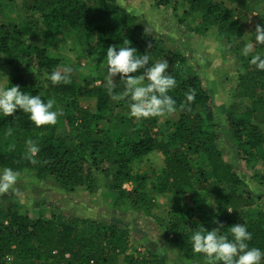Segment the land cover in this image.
Segmentation results:
<instances>
[{"label":"trees","instance_id":"trees-1","mask_svg":"<svg viewBox=\"0 0 264 264\" xmlns=\"http://www.w3.org/2000/svg\"><path fill=\"white\" fill-rule=\"evenodd\" d=\"M3 1L9 5L20 1L16 8L26 14L20 22L8 24L7 14L0 11V63L9 68L7 87L19 86L45 103L53 98L54 110L62 109L63 115L56 125L41 128L20 110L11 117L0 115V169L31 170L35 179H50L67 193L92 194L104 181L120 204L146 217L154 206L149 192L169 195L173 203L161 226L172 249L149 248L151 242H142L141 256L127 255L131 231L120 220L65 216L55 208L46 218L31 219L18 208H0V264H120V258L127 264H202L203 257L192 251L193 232L222 224L221 233L231 239L229 227L238 223L252 233L249 247L264 251V71L250 64V56L241 55L247 20L259 0H149L155 8L170 7L181 23L193 21L199 27L194 32L205 35L213 30L224 42L235 62L229 75L230 101L223 107L225 125L216 118L198 67L189 65L183 51L167 46L160 33L148 30L121 0ZM258 24H264V9ZM37 31L53 49L59 48L63 33H79L84 46L80 58L85 54L94 59L97 77L82 73L76 78L72 72L70 84L52 85L47 76L65 65L47 47L26 42V36ZM125 39L137 55L147 52L151 57L146 67L167 60V71L177 82L168 94L177 105L189 89L195 90L191 111L165 118L160 133L159 118L137 123L128 115L126 102H115L107 94L106 51ZM255 53L264 58V45ZM114 80L115 94L123 90V82L119 75ZM84 100L90 104L82 105ZM110 112L112 117L106 116ZM9 127L14 129L12 136L5 135ZM222 136L227 160L220 146ZM28 139L40 148L35 165L22 159ZM12 144L14 150L8 151ZM153 153L160 155L162 168L149 175L143 161ZM127 183L130 190L123 188ZM207 199L215 203L212 209ZM8 256L13 259L6 260Z\"/></svg>","mask_w":264,"mask_h":264},{"label":"rangeland","instance_id":"rangeland-1","mask_svg":"<svg viewBox=\"0 0 264 264\" xmlns=\"http://www.w3.org/2000/svg\"><path fill=\"white\" fill-rule=\"evenodd\" d=\"M134 14H138L141 21L146 25L147 29L155 30L160 33L161 39L166 40L167 46L174 50H181L187 55L189 65L198 67V74L202 78L205 87L208 89L211 103L216 112V118L221 125L224 124L223 107L227 105L231 97V82L230 78L231 65L235 62L228 56L227 47L224 42L212 34L213 30L208 31L205 35L194 32L195 27L193 21L186 19L182 23L176 17L177 13H172L170 7L155 8L150 4L149 0H121ZM224 1L225 0H217ZM255 7L256 9L249 15L247 20V29L249 31L242 39L244 46L248 42L255 43L254 31L258 25L259 11L264 9V0ZM4 5V6H3ZM21 5L20 1L15 5L6 4L0 0V11L7 14L4 23L8 24L20 22L25 12L22 9L16 8ZM227 6H233L226 3ZM203 27V26H202ZM209 27H206V29ZM62 42L58 44V49H53L48 45V41L41 35L40 31L34 32L26 36L27 43L35 46H45L52 55L63 60V64L69 67H76L73 71L76 78H80L82 73L93 78L97 77L94 71L95 61L91 56L84 54V46L80 45V34L73 32H65L59 37ZM242 47V48H243ZM257 46L249 54L250 57L257 55L255 52ZM84 58V59H83ZM1 60V58H0ZM79 66V68H78ZM187 68V67H185ZM9 68L0 63V86L7 87V76ZM96 84H98L96 82ZM82 105H89L87 101H82ZM85 106V105H84ZM112 112L106 116L112 117ZM113 119V118H112ZM165 118L157 120L158 133L164 129ZM131 128V126H129ZM221 132V129H219ZM226 137L220 139L222 152L225 154ZM227 160L226 154L224 156ZM143 166L149 175L151 172L160 171L162 168V159L158 154H151L143 161ZM257 166V165H256ZM0 172L2 170L0 169ZM18 182L13 191L9 194L0 196V208L6 210L10 208L26 212L28 217L36 219L38 217L46 218L52 208L62 211L65 216H89L94 215L101 221L120 220L121 224L125 225L131 231V236L128 238L127 255L141 256L139 253L144 251L142 242L150 243L149 248L155 245L166 247L171 250L172 246L168 240L162 237V227L165 224L164 219L166 210L173 203V199L167 195H156L149 192V197L154 202V206L150 209L151 216H144L135 212L131 207L126 208L117 200V195L109 191L106 182L101 181L99 190L89 194L81 190H76L72 193H67L63 189L55 185L50 179L37 180L32 174V171L19 172ZM126 190L131 189V184L123 185ZM207 205L212 207L215 203L209 199L206 200ZM18 206H17V205ZM264 205V204H263ZM157 219V220H156ZM161 222V223H160ZM163 223V224H162ZM161 224V225H160ZM150 236L149 240H139V237ZM176 257V252H171ZM120 264H127L120 258Z\"/></svg>","mask_w":264,"mask_h":264},{"label":"clouds","instance_id":"clouds-1","mask_svg":"<svg viewBox=\"0 0 264 264\" xmlns=\"http://www.w3.org/2000/svg\"><path fill=\"white\" fill-rule=\"evenodd\" d=\"M255 43L248 42L241 49V55L248 57L258 45H264V24L255 26ZM151 44L147 47L150 49ZM151 57L147 52L137 55V50L130 47V41L124 40L121 46H109L106 51L107 68V94L115 102L124 101L129 109L128 115L135 122L150 118H168L177 111H191V104L195 99V90L189 89L185 93V99L177 105V102L168 94L177 86L175 78L167 71L169 64L163 59L149 65ZM250 64L257 71H264V58L260 54L250 59ZM142 71V75L134 76L133 73ZM73 69L64 66L53 70L47 79L52 85L70 84ZM119 75L123 82V90L114 94L115 80ZM8 79V78H7ZM56 101L49 98L45 103L39 95H30L21 91L19 86H0V115L11 117L18 110L28 115L29 121L36 127L54 126L58 118L63 115L62 109H55ZM14 129L9 127L6 136H12ZM15 145H9L8 151H13ZM40 148L38 142L32 139L25 141V151L22 159L35 165ZM47 164L48 161H44ZM20 173L12 168L5 167L0 172V196L9 194L14 190ZM231 213V209H227ZM215 222V221H214ZM222 224L208 231L202 226L194 231L190 240L194 254L203 257L202 264H262L264 251L257 247H249L252 233L246 225L238 223L229 227L230 236L221 233ZM8 256L6 260L11 261Z\"/></svg>","mask_w":264,"mask_h":264}]
</instances>
